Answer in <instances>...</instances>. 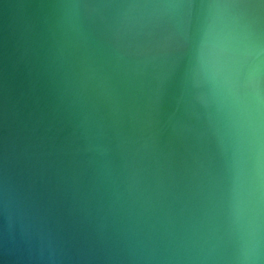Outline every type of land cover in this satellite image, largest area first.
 <instances>
[{
    "label": "water",
    "instance_id": "1",
    "mask_svg": "<svg viewBox=\"0 0 264 264\" xmlns=\"http://www.w3.org/2000/svg\"><path fill=\"white\" fill-rule=\"evenodd\" d=\"M0 264H264V0H0Z\"/></svg>",
    "mask_w": 264,
    "mask_h": 264
}]
</instances>
